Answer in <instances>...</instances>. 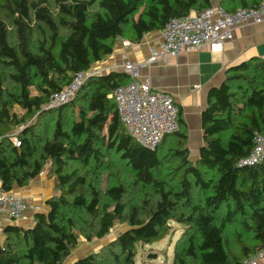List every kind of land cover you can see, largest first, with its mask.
Returning <instances> with one entry per match:
<instances>
[{
	"label": "trees",
	"instance_id": "16d2710c",
	"mask_svg": "<svg viewBox=\"0 0 264 264\" xmlns=\"http://www.w3.org/2000/svg\"><path fill=\"white\" fill-rule=\"evenodd\" d=\"M260 0H220L233 11ZM211 0H0V183L9 192L48 164L56 193L29 226L4 228L0 264H62L81 239H102L72 264H134L138 243L182 231L171 264H241L264 246V159L238 161L264 134V61L226 71L202 112L204 146L189 159L184 122L154 149L126 132L110 94L125 72L88 76L76 94L51 93L107 57ZM17 129L15 135L13 130ZM15 136L19 145L12 140Z\"/></svg>",
	"mask_w": 264,
	"mask_h": 264
},
{
	"label": "built area",
	"instance_id": "2783aa9c",
	"mask_svg": "<svg viewBox=\"0 0 264 264\" xmlns=\"http://www.w3.org/2000/svg\"><path fill=\"white\" fill-rule=\"evenodd\" d=\"M263 21L264 0L255 6L239 7L233 11L221 5H210L201 10L193 9L184 16L171 17L159 30V43L150 47L145 59L123 64L122 70L130 77V81L117 86L110 94L128 135L138 144L154 149L163 135L178 129V109L172 95L165 90L154 89L148 76L141 78L142 68L163 60L167 55L178 56L206 45L212 51H218L225 40L232 38L235 26ZM129 43L126 39L122 40L123 45ZM90 75V69L76 73L69 84L50 94L46 107H57L69 101ZM12 140L15 145H19L15 136H12ZM263 159L264 134L256 132L251 151L237 165H253ZM26 207L22 197L6 192L0 183V209L11 220L22 219ZM261 259L264 260V246L242 259L241 264H257Z\"/></svg>",
	"mask_w": 264,
	"mask_h": 264
},
{
	"label": "crops",
	"instance_id": "0c3cea01",
	"mask_svg": "<svg viewBox=\"0 0 264 264\" xmlns=\"http://www.w3.org/2000/svg\"><path fill=\"white\" fill-rule=\"evenodd\" d=\"M211 5H220V0H211ZM124 39L130 43L123 45ZM159 41V30L144 34L137 42L119 37L116 39L112 52L92 64L91 75L122 72V66L126 61L145 59L150 47L156 46ZM252 58L264 61V21L235 26L232 38L225 40L218 51H212L206 45L198 50L183 52L178 56L167 55L163 60L140 70L141 78L148 76L154 89L165 90L172 95L178 109V117L184 122L186 128V147L189 159L193 163L197 161L199 150L204 146L202 112L207 106L208 92L223 83L229 68ZM16 132L17 129H14L13 135L16 136ZM55 185L56 177L48 173V164L28 184L13 185L9 192L22 197L27 207L24 217L15 221L0 209V243L5 239V227L14 224L26 227L33 224L34 213L44 212L47 208L45 201L56 193ZM83 243L88 242L80 240L78 245L80 247L74 248L62 264H72L75 259L81 257L84 252ZM80 252L82 253L79 254ZM257 264H264V260H259Z\"/></svg>",
	"mask_w": 264,
	"mask_h": 264
},
{
	"label": "rangeland",
	"instance_id": "374dc122",
	"mask_svg": "<svg viewBox=\"0 0 264 264\" xmlns=\"http://www.w3.org/2000/svg\"><path fill=\"white\" fill-rule=\"evenodd\" d=\"M171 228L169 232L164 235L161 239L154 241L152 243H138L136 246V254L134 256V264H171L173 258V246L175 240L178 238L179 234L182 231L180 224L171 222ZM123 230V226L116 224L111 232L103 237L102 239L83 243L82 250L84 254L86 251L97 247L98 243L105 242L109 238H112L117 235V233ZM82 241V239H81ZM79 245V244H78ZM80 246H77V248ZM148 253H154L156 256L154 258H148ZM78 254V255H79Z\"/></svg>",
	"mask_w": 264,
	"mask_h": 264
},
{
	"label": "water",
	"instance_id": "95a60500",
	"mask_svg": "<svg viewBox=\"0 0 264 264\" xmlns=\"http://www.w3.org/2000/svg\"><path fill=\"white\" fill-rule=\"evenodd\" d=\"M125 228H126V227L123 226V229H125ZM110 239H112V238H109V239L106 240L105 242L98 243V244H97V247L92 248V250H96L98 247H100L101 245L105 244V243H106L107 241H109ZM155 256H156V254H154V253H148V255H147L148 258H154Z\"/></svg>",
	"mask_w": 264,
	"mask_h": 264
}]
</instances>
